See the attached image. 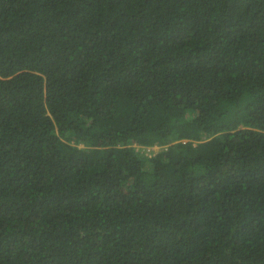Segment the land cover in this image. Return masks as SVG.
I'll return each mask as SVG.
<instances>
[{"label":"trees","instance_id":"trees-1","mask_svg":"<svg viewBox=\"0 0 264 264\" xmlns=\"http://www.w3.org/2000/svg\"><path fill=\"white\" fill-rule=\"evenodd\" d=\"M0 264H264V0H0Z\"/></svg>","mask_w":264,"mask_h":264},{"label":"clouds","instance_id":"clouds-1","mask_svg":"<svg viewBox=\"0 0 264 264\" xmlns=\"http://www.w3.org/2000/svg\"><path fill=\"white\" fill-rule=\"evenodd\" d=\"M152 147H156V149L155 150L154 149H151ZM147 148H149V149H147ZM160 148H163V147H160L159 145H152L150 147H146L145 149L146 150H149V152H156V150H158Z\"/></svg>","mask_w":264,"mask_h":264},{"label":"rangeland","instance_id":"rangeland-1","mask_svg":"<svg viewBox=\"0 0 264 264\" xmlns=\"http://www.w3.org/2000/svg\"><path fill=\"white\" fill-rule=\"evenodd\" d=\"M178 101H179V99H178ZM176 103H179V102H176ZM182 103H183V102H182ZM147 149H149V148H147ZM151 149H154V150H155V149H156V147H152Z\"/></svg>","mask_w":264,"mask_h":264}]
</instances>
